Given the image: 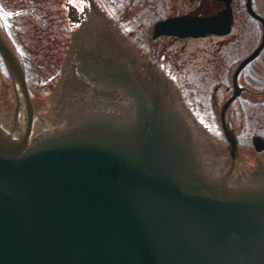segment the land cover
Returning <instances> with one entry per match:
<instances>
[{
	"label": "water",
	"instance_id": "1",
	"mask_svg": "<svg viewBox=\"0 0 264 264\" xmlns=\"http://www.w3.org/2000/svg\"><path fill=\"white\" fill-rule=\"evenodd\" d=\"M224 1L158 19L153 36L227 33ZM246 6L263 33L222 102L226 143L99 0L65 1L70 42L44 113L0 25L15 93L10 118L0 103V264H264V159L245 160L230 113L264 46V17Z\"/></svg>",
	"mask_w": 264,
	"mask_h": 264
},
{
	"label": "rangeland",
	"instance_id": "2",
	"mask_svg": "<svg viewBox=\"0 0 264 264\" xmlns=\"http://www.w3.org/2000/svg\"><path fill=\"white\" fill-rule=\"evenodd\" d=\"M19 1H12L7 9H0V14L3 13L9 22L6 25L7 30L20 54L23 51L24 54L30 55L32 57L30 62L33 59L36 63L35 69L43 71L38 73L39 83L34 87L31 86L30 91L38 111L44 113L48 103L46 95L51 91L49 82L53 79L52 82L56 81L54 72H51L54 70L56 60L50 58L60 55L59 61L62 60L70 40L69 27L66 26L64 0H39L31 5L26 3L29 0H21V8L18 6ZM99 1L118 20L123 30L137 45L148 51L153 48V44H156L157 47L154 49H158V52L155 57L178 85L198 121L212 137L226 143L220 120V107L230 91L233 70L239 60L248 53L244 47H251L260 39L261 26L258 21L250 17L244 7L237 10V22L233 31L237 33L240 25L246 20L250 23V33L246 36L248 41L244 43V46L238 48L234 55H229L226 54L223 45L227 44V37L238 40L237 35L235 38L232 37V33L224 36L208 35L179 40L168 37L151 40L154 19L180 10L179 2L175 0H167L161 4L159 11L156 10L157 15L152 19L148 18L151 13H146L147 6L152 10L153 4L150 0L134 3L130 0ZM30 2L34 1L30 0ZM255 5L264 11V0H255ZM45 60L46 66L40 69ZM259 72L264 73V52L257 59L250 61L240 72L239 77L240 80L246 77L254 79L252 76L256 77ZM0 74V103L6 109V117L10 118L15 104V93L1 57ZM33 78L34 76L31 75L30 79ZM263 100L264 96L248 99L240 96L231 104V118L243 156H252V153L258 152L254 148L252 135L254 133L264 135Z\"/></svg>",
	"mask_w": 264,
	"mask_h": 264
},
{
	"label": "flooded vegetation",
	"instance_id": "3",
	"mask_svg": "<svg viewBox=\"0 0 264 264\" xmlns=\"http://www.w3.org/2000/svg\"><path fill=\"white\" fill-rule=\"evenodd\" d=\"M12 1H15V0H0V9H4V8L7 9L9 3H11ZM33 1L34 2H30V0H29L26 3L28 5H31V4H34L36 2H39V0H33ZM65 1L66 0H64V11L66 10ZM131 1H133V3H134V2H137V1H140V0H130V2ZM141 1H143V0H141ZM166 1L167 0H150V2L153 4V6H152V10H150L151 7H149V6L146 7L147 8V12L146 13H151V16H148V18L152 19L154 16H156L157 15L156 10L159 11L158 8H160L161 4H163ZM175 1L179 2V5H178L179 7L178 8L180 10H177L176 12L171 13L169 15H181V14H184V13H195V14H199V15H208V14L217 12L218 10L222 9L226 5L224 0H175ZM18 4H19L18 6L21 8V0L18 2ZM252 6L255 9V11H257L260 15H262L264 17V11L260 10L255 5V0H252ZM231 7H232V12H233V20H232V23H231V28H230V30L227 33L207 32L204 35H197V36H195V35L167 34V33L163 34V33H161V34H159L157 36H153V28H154L155 21H157L158 19H162V18H165V17L169 16V15H166V16L157 17V18L154 19L153 28H152V34H151V40H155V38L160 39L162 37L174 38L175 40L176 39L179 40V39H189V38H195V37H201V36L202 37H204V36L206 37L208 35L224 36V35H228V34L232 33V37L235 38L236 35H237L238 40H235L233 38L227 37V41H226L227 44L223 45V47L225 49L226 54L228 53L229 55H234L237 52L238 48L244 46V43H246L248 41V37H246V36L250 33V30H249L250 23L246 22V20L240 25L241 26L240 30H238L237 33L233 31V29H234V27L236 25V22H237V19H236L237 15H238L237 10L240 9L241 7H244V9L247 12V14L250 17H252L253 19H255L256 21H258V23L261 26V36H260L259 41L256 44H254V45L252 44L251 47L250 46L244 47V49H246V52H248L242 57V58H244L245 56H247L260 43V41L262 39V33H263V23H262V21L259 18L255 17L254 15H252L248 11L247 6H246V0H244V1H242V0H231ZM151 11H153V12H151ZM66 17H67V14H66ZM113 18H114L115 22L117 24H119L118 20L115 17H113ZM246 19H247V17H246ZM8 24H9V22L6 20L5 15L3 13H2V15L0 14V25L3 28L4 32L6 33V35L8 36V38L11 40L14 48L16 49L17 53L19 54V56H20V58H21V60L23 62V65H24V68H25L27 84H28L29 92L31 94V91H30L31 86L34 87L35 85H37L39 83L40 75L38 73L39 72H43V71L39 70V69L38 70L35 69L36 63L33 62V59L30 62V60L32 58L30 55L24 54L23 51H21V54H20V52L15 47V45H14V43L12 41V37H11L9 31L7 30L6 25H8ZM66 26H68V21L67 20H66ZM233 40H235V41L233 42ZM68 45H69V42H68ZM68 45H67V47H68ZM67 47H66V50H67ZM152 47H153L152 49H150L148 51L145 50V51L149 53V55L153 58V60H155V61H157V63H159L158 59L155 57V54L158 52V49H154V48L157 47L156 44H153ZM142 49H143V47H142ZM263 52H264V46L261 48L260 52L252 60L257 59L258 57H260V55H262ZM65 54H66V52H65ZM59 56L60 55H57L56 57H51L50 58L51 60H53V59L56 60L55 66H53L54 70H51V72H54V78L56 79V81L52 82L54 80L53 79L51 82H49L50 90L53 89V87L56 84V82H57V80L59 78V75L61 73V68H62V64H63L65 55H64L63 59L60 60V61H59ZM0 57H1V55H0ZM1 59H2V57H1ZM252 60H250V61H252ZM250 61L248 63H250ZM2 62H3V60H2ZM238 63H237V65H238ZM43 64L44 65L42 67H40V69L46 66V64H47L46 60L43 62ZM3 65H4V63H3ZM159 65L163 68L161 63H159ZM246 65L240 70V72L245 69ZM4 67H5V65H4ZM163 69L168 74V71L166 70V68H163ZM234 70H233V72H234ZM233 72H232V84H231V87H230V91L228 92V94L226 96H228L233 90V85H234L233 84ZM240 72L238 74V83L241 86H244L245 88H243L241 90V92L231 101V104L236 99H238V97H240V96L242 98H247V99L250 98V97L253 98V97H256V96H264V86H261V85H264V83H263V81H264V73L263 72H261V73L259 72L256 77L251 75L254 79L256 78V80H254V79H252L250 77H246L245 79H241L240 80V77H239ZM57 73H58V75H57ZM31 75L34 76L33 79H30ZM168 75L170 76V74H168ZM258 84H260V85H258ZM48 94L49 93H47V95ZM47 95H46V97H47ZM231 104H230V113L232 114V112H231ZM254 134H256V133H254ZM259 134H261V133H259ZM253 135H252V138H253ZM261 135L264 136L263 134H261ZM254 148H255V146H254ZM257 151L258 152L252 153V156H247V155L244 156L245 160H251L257 154L261 155V157L264 159V147L261 150H257Z\"/></svg>",
	"mask_w": 264,
	"mask_h": 264
},
{
	"label": "snow or ice",
	"instance_id": "4",
	"mask_svg": "<svg viewBox=\"0 0 264 264\" xmlns=\"http://www.w3.org/2000/svg\"><path fill=\"white\" fill-rule=\"evenodd\" d=\"M7 15H11V13H7Z\"/></svg>",
	"mask_w": 264,
	"mask_h": 264
},
{
	"label": "bare ground",
	"instance_id": "5",
	"mask_svg": "<svg viewBox=\"0 0 264 264\" xmlns=\"http://www.w3.org/2000/svg\"><path fill=\"white\" fill-rule=\"evenodd\" d=\"M21 114H22V110H21Z\"/></svg>",
	"mask_w": 264,
	"mask_h": 264
}]
</instances>
